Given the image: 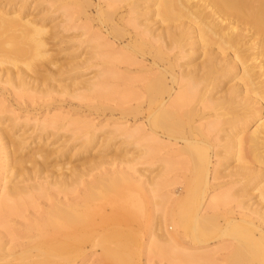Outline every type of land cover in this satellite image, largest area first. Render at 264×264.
Wrapping results in <instances>:
<instances>
[{"label":"rangeland","instance_id":"374dc122","mask_svg":"<svg viewBox=\"0 0 264 264\" xmlns=\"http://www.w3.org/2000/svg\"><path fill=\"white\" fill-rule=\"evenodd\" d=\"M23 2L27 4L25 7H22ZM63 5V0H0V6L5 9L22 7L23 14H30L31 20L45 26L43 40L46 42L45 50L48 54L44 59L34 60L36 70L33 71L37 73L36 76L31 70H27L28 78L33 79L32 83L29 80V84L35 87L26 86L27 89L20 86L18 79L7 83V75L0 70V205L8 200L10 205L4 215L5 220L3 216L5 223L1 220L0 241L5 248L17 247L18 250L21 249L20 246L23 248L25 245L33 246L47 241L48 244L34 251L39 253L48 249V256H51L48 264H227V257L233 249L218 243L224 238L211 235L206 243L199 248H193L197 245L191 242V238L177 231L174 215L186 194L185 186L191 174L186 169L189 160L182 154L186 153L180 151L182 143L176 146L174 140L161 136L159 131L151 130L147 120L149 109L144 103V82L141 81L144 73L125 72V65L119 64L118 59L114 60L117 57L111 55L113 51L121 50L119 48L122 45L110 37L105 38V33L98 29L97 20L77 14V10L73 8L70 14L64 12ZM96 11L97 8L92 7V16L95 17ZM97 32H100V37L95 35ZM93 36L97 41L93 40ZM94 41L100 44V50L104 53L96 49V55L91 54L94 52ZM91 45L92 48L89 49ZM174 52L170 53L172 57ZM134 62L136 64L131 69L135 71L143 66H150L151 59L137 57ZM18 64L20 67H16L17 69L10 65L14 75L24 66L23 63ZM62 64L65 69L61 67ZM108 68H112L111 73ZM114 68H117V72ZM177 68V71L181 69ZM131 98L137 99L129 102ZM48 121H56V124L50 126ZM45 122L49 125L45 129L47 132L37 126V123ZM201 122L207 129L209 125L206 126L205 122L208 121ZM211 129L210 136L209 131L208 134L205 133L208 137L204 136L215 144L214 154L218 151V155L215 156L212 151L211 156L213 163L218 164L222 155L227 159L230 154L226 155L225 149H222L225 143L221 141L226 136L223 137L221 132L216 137L217 129ZM252 129L250 126L247 131ZM203 134L200 136L205 139ZM12 136L21 143L18 150L20 155L26 158L42 151L54 174L72 173L77 176L73 178L75 182L66 190L67 193H58L55 191L57 188L54 189L56 186L53 188L50 185L53 189L44 190L42 194L34 191L32 196H22L25 198L23 204L18 203L20 201L15 198L8 199L11 185L5 179L6 151L2 148ZM225 140L227 139L224 142ZM216 143H223L222 148ZM165 158L175 163H188L184 164L185 168L176 169L180 165L178 163L174 169L168 167L166 171L163 169ZM226 159L227 163L222 168L218 167L217 171L222 172L216 173L217 179H212L213 174L210 177L211 184L215 185L211 194L229 192L228 201L224 202L221 209L228 213L227 216L230 212L232 217L239 216V213L248 214L247 206L256 198L247 202L244 200V203L237 202L236 196L239 192L242 193L239 190L242 185H230L228 182L241 178L242 175L233 173H241L235 167L242 164L233 158L227 159L229 161ZM34 182L48 184L46 181ZM34 182L29 183L34 185ZM26 184H21V187ZM57 193L58 199L78 198L81 204L78 207L81 220L79 226L77 225L78 230L76 233L69 231L73 234L65 232L67 238L65 235L63 237L56 234L44 222L48 215L46 212L58 200ZM221 223L224 221L221 220ZM162 231L172 235L178 232L179 242L177 241L173 249L160 247ZM56 235L60 237L56 238ZM55 240H66L73 247L59 251L50 248L56 243ZM107 248H110L109 252Z\"/></svg>","mask_w":264,"mask_h":264},{"label":"bare ground","instance_id":"6f19581e","mask_svg":"<svg viewBox=\"0 0 264 264\" xmlns=\"http://www.w3.org/2000/svg\"><path fill=\"white\" fill-rule=\"evenodd\" d=\"M97 1L98 3L96 0H63L64 12L70 14L71 10L75 9L77 14L97 20L98 29L101 33H105L104 37H110L122 45L119 48L121 50L113 51L114 54L111 55L117 57L113 59H118L119 64L125 65V72L144 73L141 81L144 82L142 85L146 98L144 103L149 109H147L149 111L147 120L151 130L159 131L161 136L174 140L176 146L182 143L180 151L186 153L182 154L186 155L189 163L187 161L175 163L168 158L163 159V169L175 168L178 163L180 165L176 166V169L185 168L184 164L188 163L186 169L191 173L188 180L186 179L188 181L185 186L186 194L174 215L177 231L191 238V242L197 245L193 248H199L204 242L206 243V239L211 235L224 238L217 242L226 245L228 249H233L227 257V264H264V119L262 120L264 117V0ZM24 3L22 7L27 5ZM22 7L5 9L0 6V70L7 75V80L5 79L7 83L18 79L20 86L29 88L32 84H29L27 70H31L36 76L37 73L33 71L36 70L34 60L44 59L48 55L45 50L46 42L43 40L46 28L36 20H31L30 14L25 12L23 14ZM92 7L97 8L95 17L91 14ZM100 32L95 35L98 34L97 37H100ZM96 43L92 42L93 48L92 45L89 46L90 48L87 46L93 49L94 52L91 53L93 56L96 55H94L96 49L101 51L100 44ZM171 52H174L173 57L170 55ZM137 57L150 58V66H143L135 71L131 69L136 64L134 61ZM182 60L185 62L181 63ZM18 63H23L24 66L19 69L24 68L25 73L24 70L21 72L17 70L14 75L11 66L14 69L20 67ZM61 67L64 68L65 65ZM177 67L181 69L177 71ZM117 68H114L115 72ZM111 69L108 68L109 73L112 72ZM232 81L235 83L229 85ZM175 87L178 90H175ZM132 99L135 101L134 99L137 98H131L129 102H132ZM204 120L208 121L205 125L218 130L216 137L217 135L219 137L221 132L223 137L226 136L227 140L224 142L225 138L221 141L220 135V141L225 143L222 145L223 148L221 146L223 143L216 144L226 150H224L226 155L230 154L229 158L242 164L235 167L239 168L238 171L241 170V173L240 171L233 173L236 170L232 172L234 175H242L241 178L228 183L242 185V189L239 190L244 194L236 191L238 203L256 198L247 206L248 214L239 213V216L232 217L230 212L227 216L228 213H224L221 209L228 201L229 192L211 194L215 185L211 184L210 177L213 174L212 179L216 180V173L222 172L217 171L218 167L222 168L227 162L226 157L222 155L221 162L218 156L219 163L215 162L216 165L213 163L211 154L212 151L214 154L215 144L213 145L212 140L205 137L208 131L210 136L212 129H208L207 125L205 129L206 127L201 124ZM196 122L200 124L197 125ZM47 123L53 126L56 121ZM49 125L46 122L37 123L38 128L44 130ZM250 126L253 129L248 132ZM203 128L204 131L206 130L205 133ZM201 134L205 135L203 137L205 139L201 138ZM41 136L40 139L43 137ZM181 147L179 145V148ZM19 148L21 143L13 136L2 148L6 151L5 179L6 183L11 185L8 199L15 198L16 201H20L18 203L23 204L25 198L22 196L25 194L32 196L34 191L42 194L44 190L53 189L55 186L54 189L57 188L58 190L55 191L58 193H67L66 190H69V186L71 187L75 182L73 178H77L75 174L56 175L47 165L42 151L25 158L18 153ZM214 155L217 156L218 151ZM30 181H46L49 187L48 184L40 182L30 185ZM21 184L26 185L21 187ZM50 185L54 187L50 188ZM77 199L66 200L62 197L56 202L53 201L54 206L46 212L48 214L44 221L46 226L49 225L56 234L63 237L65 235L66 238L68 235L65 232L76 233L77 225L79 226L78 223L81 221L78 214V207H81V204ZM7 202L0 205V224L10 208ZM221 220L224 223H221ZM178 232L172 235L162 231L160 247L173 249L179 239ZM63 241L57 240L53 244L56 247L50 248L59 251L72 246L65 242L66 240ZM46 243L47 241L33 246L25 245L23 248L20 246L21 249L18 250L17 247L5 248L0 241V264H48V258L51 257L48 256L50 255L48 249L44 252L42 250L43 253L34 251L41 249ZM109 249H106L107 252L110 251Z\"/></svg>","mask_w":264,"mask_h":264}]
</instances>
